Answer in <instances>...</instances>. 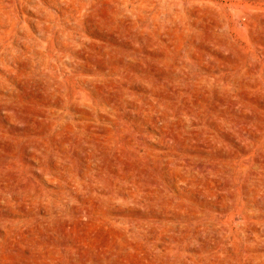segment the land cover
I'll return each instance as SVG.
<instances>
[{"label": "rangeland", "instance_id": "374dc122", "mask_svg": "<svg viewBox=\"0 0 264 264\" xmlns=\"http://www.w3.org/2000/svg\"><path fill=\"white\" fill-rule=\"evenodd\" d=\"M0 264H264V0H0Z\"/></svg>", "mask_w": 264, "mask_h": 264}]
</instances>
